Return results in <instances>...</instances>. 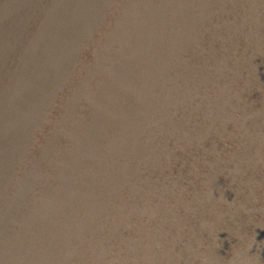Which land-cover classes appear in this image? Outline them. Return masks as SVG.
I'll return each mask as SVG.
<instances>
[{
    "label": "water",
    "instance_id": "obj_1",
    "mask_svg": "<svg viewBox=\"0 0 264 264\" xmlns=\"http://www.w3.org/2000/svg\"><path fill=\"white\" fill-rule=\"evenodd\" d=\"M198 12L0 0V264H264V19L233 72Z\"/></svg>",
    "mask_w": 264,
    "mask_h": 264
},
{
    "label": "bare ground",
    "instance_id": "obj_2",
    "mask_svg": "<svg viewBox=\"0 0 264 264\" xmlns=\"http://www.w3.org/2000/svg\"><path fill=\"white\" fill-rule=\"evenodd\" d=\"M176 1H183V0H176ZM175 2V1H174ZM239 2V3H238ZM242 2V6L240 3ZM199 10L202 14L198 12V26L201 21L202 27V34L206 39V42H202V40L194 39L193 44L189 47L191 48L190 51L193 50V59L194 62L196 61V66H205V67H220L221 64L218 61L217 54H216V46L218 45L217 37L219 34L223 35V44H222V61L224 62L223 67L230 69V71L235 72L236 68L234 66V58L235 56H240L244 54L245 51V58L247 55L248 48H244L240 41H236L230 45L232 39L236 35L237 27L242 25L247 26L248 20L253 17L252 14L257 15V19L261 18L264 19V0H256V3H252L251 11L248 12V0H198ZM183 8H168L165 12L166 18L170 17L174 12H177L176 18H182V10ZM242 9V10H241ZM204 25V26H203ZM214 27L212 31H210L211 27ZM234 26V27H233ZM200 27V26H199ZM217 32H221L216 34ZM174 34V31H172ZM176 36H182V29L178 25L176 27ZM230 38V40H229ZM229 40V42H228ZM220 42V39H218ZM204 45V47H202ZM236 45V46H235ZM224 48H227V51H224ZM232 52L233 55H231ZM201 58V59H200ZM247 59V58H246ZM248 69V62L246 65V70ZM248 72V70L246 71ZM243 74V73H242ZM240 72L237 73L238 78L242 76ZM201 127V126H200ZM196 135L200 136L201 128L196 130ZM197 137V136H196ZM203 140V139H202ZM200 140V142H203Z\"/></svg>",
    "mask_w": 264,
    "mask_h": 264
}]
</instances>
